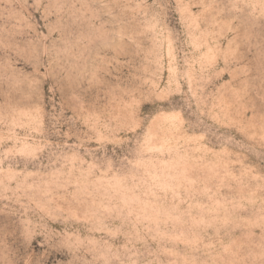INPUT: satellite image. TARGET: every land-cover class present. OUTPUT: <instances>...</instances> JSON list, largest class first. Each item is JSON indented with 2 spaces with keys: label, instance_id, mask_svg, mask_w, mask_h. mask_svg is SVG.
Returning <instances> with one entry per match:
<instances>
[{
  "label": "rangeland",
  "instance_id": "1",
  "mask_svg": "<svg viewBox=\"0 0 264 264\" xmlns=\"http://www.w3.org/2000/svg\"><path fill=\"white\" fill-rule=\"evenodd\" d=\"M0 264H264V0H0Z\"/></svg>",
  "mask_w": 264,
  "mask_h": 264
}]
</instances>
